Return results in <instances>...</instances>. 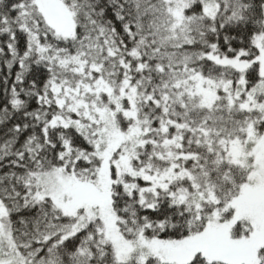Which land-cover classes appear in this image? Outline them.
Masks as SVG:
<instances>
[{"label": "snow or ice", "instance_id": "6c2138e0", "mask_svg": "<svg viewBox=\"0 0 264 264\" xmlns=\"http://www.w3.org/2000/svg\"><path fill=\"white\" fill-rule=\"evenodd\" d=\"M0 264H264V0H0Z\"/></svg>", "mask_w": 264, "mask_h": 264}]
</instances>
